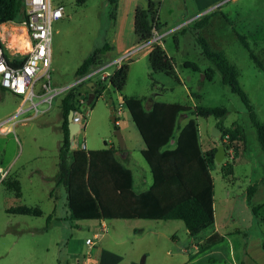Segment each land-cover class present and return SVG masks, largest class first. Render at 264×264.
I'll return each instance as SVG.
<instances>
[{"label":"rangeland","instance_id":"1","mask_svg":"<svg viewBox=\"0 0 264 264\" xmlns=\"http://www.w3.org/2000/svg\"><path fill=\"white\" fill-rule=\"evenodd\" d=\"M134 1L137 0H119L114 9L109 0H51L52 4L63 7L62 16L51 22L49 67L53 86L72 83L76 67L96 47L107 43L104 54L114 59L138 46L132 26ZM145 1L139 5H145ZM184 2L182 9L171 0H164L157 12V17L160 14V19L167 22L158 29L162 34L160 44L173 58L178 76L151 69L147 58L150 46L135 50L123 61L127 65V77L121 91L108 84L91 103L82 102L79 110L84 118L82 122L74 118L82 125L79 123L78 130L69 134V146L73 149L74 143L99 148L106 141L119 150L114 133L118 128L129 150L127 157L123 158L119 152L118 158L132 169L135 180L144 175L150 181L149 166L137 145L142 143L141 137L120 95L144 97L145 104L161 100L192 107L224 106L228 111L222 123L228 126L239 123L245 140H236L233 158L215 161L211 167L215 218L220 230L235 227L237 232L232 235L241 237L244 233L250 244L253 239L264 237V217L255 216L251 208L253 203L264 201V156L249 108L239 94L222 82L218 69L203 54L197 36H202L210 49L223 53L236 67L238 81L249 97L254 116L264 121V69L255 61L259 59L264 66V0ZM3 25L7 28H2L5 35H17L16 21ZM132 41L135 43L128 50H118ZM186 62L189 65H184ZM206 73H210L209 78ZM36 90L40 91L38 86ZM60 96L53 98L43 114L18 122L6 138H0L2 166L8 168L7 176L0 182V264H73L75 258L71 255L83 253L88 248L85 238L96 230L104 233L91 248L94 260H100L105 251L108 264H193L187 262V257L198 253L193 242L198 237L192 238L182 219H105V229L99 224L90 229L89 223L94 222L70 218L65 187L57 180L62 139ZM20 97L0 86V121L15 111ZM110 104L114 105L115 122L110 118ZM184 119V114L179 116L178 125ZM197 120L203 147L219 144V136L211 132L217 119L208 115L197 116ZM30 156L34 158L25 160ZM226 159L233 162L230 180L221 171V163ZM231 179L235 184L229 182ZM251 183H256V192L249 201L246 188ZM19 204L38 206L42 213L21 214L8 210ZM261 208L264 210V205ZM194 264L220 263L204 258Z\"/></svg>","mask_w":264,"mask_h":264},{"label":"trees","instance_id":"2","mask_svg":"<svg viewBox=\"0 0 264 264\" xmlns=\"http://www.w3.org/2000/svg\"><path fill=\"white\" fill-rule=\"evenodd\" d=\"M117 1L109 0L114 9ZM157 12L158 1L156 0H147L146 5L136 7L133 28L138 42L148 40L154 26L160 28ZM25 17L23 0H0V22L13 20L20 23ZM197 38L202 45L205 57L210 59L220 72L222 82L239 94L249 108L256 139L264 156V121L254 116L249 97L238 81L236 67L226 59L223 53L210 49L202 36L198 35ZM106 46L107 43L93 49L76 67L75 76L105 63L108 60L104 54ZM251 55L255 58L253 53ZM147 58L153 71L177 76L175 62L161 44H154L149 49ZM255 61L264 69L259 59L255 58ZM15 62V60L10 61L11 64ZM184 65L187 66L189 63L186 62ZM208 71L210 72L211 69ZM205 75L210 77V73ZM126 77L127 65L122 64L113 70L106 80L114 89L121 91ZM86 82L82 81L67 88L61 94L59 103L62 139L58 151L57 179L65 186L70 218L74 220L182 219L193 239L199 237L203 230L213 228L214 184L210 170L215 162L214 152L218 143L209 148L203 147L197 116L213 115L217 119L215 126L220 129L219 141L225 143L223 137L228 134L230 143L236 149V140H245V135L239 123L233 122L229 126L222 123V118L228 111L227 108L200 105L192 107L185 103L161 100L154 101L147 108L143 103L144 97L122 94V102L127 107L144 143L140 152L149 166L152 179L146 189L136 191L133 187L132 171L117 158L115 153L117 148L113 144L93 149L86 147L70 149L67 117L70 110L74 112L80 109L81 98L82 101L87 102L89 86ZM95 84L93 99L106 89L105 80L98 79ZM93 99L88 103H91ZM183 112L191 116L185 123L178 125V117ZM115 118L116 121L117 117ZM105 143L107 144L106 141ZM221 171L223 176L230 179L229 176L233 174V162L226 159L221 163ZM14 185L19 193L17 183L14 182ZM255 189L256 183L247 186L249 201ZM261 206V203L251 205L255 216L261 215L259 212ZM8 210L21 214L42 213L40 207L26 204L11 206ZM243 236H245L244 233ZM219 240L218 235L210 236L208 240L199 243L196 252L204 250ZM247 246L248 242L244 240L243 253L247 252ZM262 248L264 249V237ZM242 264H244L243 261Z\"/></svg>","mask_w":264,"mask_h":264},{"label":"built area","instance_id":"3","mask_svg":"<svg viewBox=\"0 0 264 264\" xmlns=\"http://www.w3.org/2000/svg\"><path fill=\"white\" fill-rule=\"evenodd\" d=\"M25 19L19 23L21 26L17 35H5L2 31L7 29L6 21L0 22V85L9 89L13 93L22 95V102L12 115L0 121V129L7 125H15L18 122H25L43 114L52 104L56 95L62 94L70 86L82 81L105 80L106 87L109 83L108 77L116 68L120 67L123 61L135 50L150 48L154 44L161 43V36L155 26L151 37L126 53L107 60L105 63L96 66L90 71L75 77V80L65 86H53L50 76V41H51V22L53 19L62 16L63 7L60 4H52L51 0H23ZM2 25V27H1ZM19 29V28H18ZM15 60L14 64L10 61ZM114 65L112 70H107ZM94 75H98L93 78ZM39 88V92L36 90ZM34 97L38 99L35 100ZM122 100V99H121ZM82 107V98L80 99ZM26 103H28L26 105ZM121 104V103H120ZM41 105V106H40ZM120 109H118V112ZM76 121H81L84 116L80 110H75ZM8 122V123H6ZM82 122V121H81ZM79 122L81 125L82 123ZM6 123V124H3ZM223 141L226 143V157H234V146L230 143L229 135L225 134ZM228 144V145H227ZM8 168L0 165V182L7 176ZM87 237L85 243L88 248L85 250L84 257L80 264H91L89 261L90 247L94 244V238Z\"/></svg>","mask_w":264,"mask_h":264},{"label":"crops","instance_id":"4","mask_svg":"<svg viewBox=\"0 0 264 264\" xmlns=\"http://www.w3.org/2000/svg\"><path fill=\"white\" fill-rule=\"evenodd\" d=\"M143 1L144 0L134 1V10L136 9L137 6H144V5H139V4H142ZM163 1L164 0H158V5H160L161 2H163ZM208 1L209 0H205V3L208 2ZM146 2H147V0L145 1V3ZM171 2L174 5H177V6L179 5L180 8L182 7V9L184 8V4H185L184 0H171ZM118 3H119V0L117 1V4ZM158 8H159V6H158ZM191 16H189V17H191ZM133 19H134V16H133ZM158 19H159V22H160V25H161L160 28L162 26H164L165 24H167V22L162 21L160 19V14L158 15ZM7 22L8 23H12L13 20L6 21V23ZM17 23H18V25L15 26V27L19 28L18 29V31H19L21 26L19 25V22H17ZM132 26H133V20H132ZM160 28H158V29H160ZM133 33L135 35V38L137 39L136 34L134 32V28H133ZM136 42H137V44L139 43L138 41H136ZM134 43L135 42L132 41L131 43H127V44L121 45V46H119L120 48H118V50H120L121 52L124 51V50L126 51ZM105 57L108 60L113 58V57H111L109 55L108 56L105 55ZM176 73H177V71H176ZM177 76H178V74H177ZM16 95L19 96V94H16ZM120 96L122 98V95H120ZM21 102H22V97H20V101H18V104L16 106L15 111L17 110V108L19 107ZM153 102L154 101L145 104L144 101H143L144 106L147 107V108H149L152 105ZM15 111L13 113H15ZM13 113L9 114L8 116L12 115ZM183 114H184V117H185L184 120L186 122L190 118L191 115L190 114H186V113H183ZM179 116H182V114H180ZM15 125L7 124V125L3 126L0 129V138H6L8 132L10 131V129H13ZM179 125H182V124H179ZM72 140L74 142V138ZM73 145L75 146L73 149L79 148V147H85L84 144H83V146H79V145L77 146L76 144L73 143ZM108 145H110V144L107 143L104 146H108ZM137 145H138V147L140 148V151H141L142 147L144 146V143L142 141V143H138ZM104 146H102V147H104ZM209 147L210 146H208L207 148H209ZM1 149L2 148H0V151H1ZM87 149H93V148H87ZM119 152H121V156L123 158L127 157L129 150L127 149V142L126 141L124 143V147L123 148L120 147L119 150L116 149V152H115L116 156H117V154ZM32 158H34V156H30V157L26 158L25 160L29 161ZM117 158H118V156H117ZM121 162L124 164L123 161H121ZM2 163H3V160H2V158H0V165H2ZM125 166H127V165H125ZM127 167H129V166H127ZM131 171H132V169H131ZM132 175H133V172H132ZM151 181H152V179L149 181V180H147V177H145L144 175L138 176V178L136 180L134 179V176H133V187H134V189L136 191H142V190L146 189L150 185ZM234 181L235 180L231 179V181H229V182L235 184ZM58 182L60 183L59 180H58ZM213 184H214V180H213ZM255 192H256V189H255V191H254V193H253L251 198H253ZM227 193L230 194V191H228ZM65 196H66V200H67L66 189H65ZM244 200H245V198H244ZM258 203H261L262 206L264 205V201L255 202L253 204H258ZM213 207H214V194H213ZM261 207H260V209H262ZM54 209H55V205L52 207L51 212H53ZM260 209H259V212L261 213V216L264 217V210L263 209L260 210ZM82 220L94 222V223H89L90 229H94L97 224H99L102 227V229L106 228L105 219H102V218H98V219L97 218L77 219V221H82ZM234 232H237V228H235V227L232 230H226V231L220 230V226L217 225V223H216L215 209H214V225H213V228H211L207 232H205L202 235H200L198 237L197 241L193 240L194 245H195V250L198 248L199 243H201L202 241L208 240L210 236L218 235V236H220V240L215 242V243H213V244H211L210 246H208L207 248H205L201 252H198L197 254L196 253H194V254L191 253L187 257V262L188 263H193V264L194 263H199L200 261L204 260V258H206V260H208V261H217L220 264H242V261L244 262V264H264V249L262 248V240H261V238L257 237L255 239H253L251 241V243L249 244V242H248L249 239H248L247 235H245V236L241 235V237L240 236L234 237L232 235V233H234ZM103 233L104 232L102 230H99V231L96 230V231L93 232V234L91 236H87V237H93V235H97L98 234V237L94 238V244H95L96 239H99L103 235ZM244 240H247V242H248L247 252L246 253H243V242H244ZM94 244L90 247V257H89L90 258L89 259L90 263L91 264H108L107 260H106V256H105V251L102 252V258L100 257V260L99 259L98 260H94L92 258V256H91V248L94 246ZM80 253H79V255H75V254L71 255L72 258H75V261H74L73 264H80V262L82 261L85 251L83 253L81 251Z\"/></svg>","mask_w":264,"mask_h":264},{"label":"water","instance_id":"5","mask_svg":"<svg viewBox=\"0 0 264 264\" xmlns=\"http://www.w3.org/2000/svg\"><path fill=\"white\" fill-rule=\"evenodd\" d=\"M86 84L89 86V93H88V100L87 102H89L91 99H93L94 97V93H93V89L96 86L95 82L93 80H89L86 82ZM111 98L108 99V102L111 103ZM74 112L72 110L69 111L68 113V127H69V133H75L78 128H79V123L74 121V116H73ZM110 118L112 121H115V114H114V105L110 104ZM212 134L215 136H219L220 135V129L218 127H216L215 125L212 126V130H211ZM114 133L117 137L118 140V146L123 148L124 147V139L120 133V130L118 128H116L114 130ZM226 155V148H225V144L223 142H220L219 144H217V148L214 152V158L216 162H221Z\"/></svg>","mask_w":264,"mask_h":264}]
</instances>
